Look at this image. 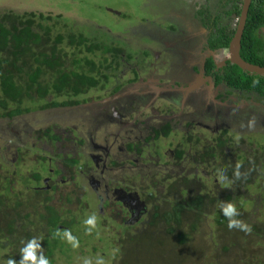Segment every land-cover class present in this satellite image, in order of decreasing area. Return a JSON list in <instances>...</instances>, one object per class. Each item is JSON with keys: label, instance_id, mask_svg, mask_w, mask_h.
<instances>
[{"label": "rangeland", "instance_id": "obj_1", "mask_svg": "<svg viewBox=\"0 0 264 264\" xmlns=\"http://www.w3.org/2000/svg\"><path fill=\"white\" fill-rule=\"evenodd\" d=\"M242 1L0 0V17L6 13L17 15L41 14L45 18L51 17L48 24L54 26L53 38L59 32L64 35L72 32L74 34L82 33L94 43L116 49L119 55H107L108 58L112 59L108 63L113 62L112 68H114L115 62L113 60L118 62L121 60L124 66L123 68L120 66L115 73L112 68H108V70L106 67L99 68L101 76L106 73L110 80L108 79L107 83L104 84L105 81L101 78L97 88L86 89V94L77 98L79 101L85 99L90 102L94 98L95 101L100 100L99 97L102 95L99 92L100 88H106L105 97L109 95L108 92L115 86L114 75L121 76L118 85L125 84L128 79L132 80L136 68L141 67L142 59H146L149 63L151 78H154L149 80L163 83L177 82L175 78L183 62L180 55L192 51L195 44H192L188 38V32L180 30L179 24L176 20H172V17L181 16L182 11H184L185 16L190 13V18L194 22V28H190L194 30L197 27V31H191L197 32L198 37L202 40L199 44L197 38L198 53H203L200 47L211 35L218 34L221 30L229 33L236 29L238 18L235 15L228 16L226 13L232 11L235 5L242 4ZM218 17H220L219 23L216 24ZM165 33L169 37L163 36ZM152 38L154 41L151 40ZM166 44H168V48L165 47ZM57 46L58 50H63L62 55L59 54L63 68L69 66L74 58L72 56L74 48L68 47L66 41L63 45ZM213 54L216 55L218 61L229 59L227 50H216ZM87 56L92 58L90 54ZM100 56V53L97 54L98 58H95L97 62L101 61ZM131 65L133 68L128 67ZM141 86H146L145 88L149 89V84H136L137 88H142ZM177 93L181 92L177 91ZM130 97L132 101L136 102V96ZM64 98V96L54 95L42 102L36 98H33L35 102H33L34 100H25L22 109L26 108L29 111L12 120L8 117L6 120L0 119V185L3 182L8 185L9 180L12 182L9 192L7 189L6 192L2 191L0 187V214L2 212L6 221L11 219L15 221L13 230L7 231L6 227V235L3 236L5 229L0 233V237L2 236L0 238V264H6L10 258L16 261L20 260L21 246L26 245L27 239L30 241L35 238L40 244V249H42V252H38V256L44 255L42 240L48 235L47 219L49 212L46 210L47 207L55 210L60 217L74 222L73 231L70 233L79 241V247L74 248L64 237L66 241L63 248L55 250L52 256L53 264H84L85 259L89 258L95 264L97 255L103 256L107 264H150L148 257L154 260L151 264H166L165 259H169V246L155 247L154 244H150L152 241L156 243L155 240L162 236L165 237L164 225L159 223L155 227H147L146 222L149 221L150 216L155 211V206H171L179 202L182 197H193L189 190L181 191L185 186H179L178 182L180 184L185 180L187 187L192 189L195 187L197 190L201 182H204L208 191L204 187L200 190V194L208 192L215 194L219 187H221L219 190L226 188L223 182L210 179L206 172L208 167L214 164L213 160L207 162V158L204 159L203 156L208 152L207 147L213 143V137L207 132H201V129L194 130L184 125L173 124L171 126L172 132L170 131V135L165 139L163 137L158 138L154 142V146L151 145L152 141L141 145V157H136L133 154L125 156L122 153L123 156L115 155L116 149H111V155L108 156L106 162L109 164L107 167L113 169L107 172L105 183L110 189L120 187L136 193L145 206H143L145 215L142 212V215L136 220L129 222L128 213L125 211L126 214L121 207L117 206L118 204L111 197L108 204L102 206V211L100 204L98 207L95 199L91 200L93 195H89L84 200L83 192L85 190L78 189L73 184L81 182L80 184L85 186L87 181L85 179L78 180V178L71 181L69 171L63 165V161L70 159H76L79 162L88 160L85 157L87 153H93L89 149L85 150L81 144V139L84 140L86 147L91 146L93 142L109 145L118 139L121 127L113 123L107 124L104 121V113L92 114L86 109L67 108L39 112L40 109H47L46 105L54 100L62 101ZM239 100V98L233 97V99L227 100V104L232 105L233 103L236 106ZM252 103L255 101L245 106L244 111L246 113L231 112L227 118H217L219 127L229 131L226 137L231 142L227 153L230 150L233 157L236 149L246 151V153L244 152L245 161L248 164L246 169H253L251 163L254 161L255 152L260 157V163L264 164V115L260 114L258 123H256L258 116L252 109L254 107V104L252 107ZM180 106L187 113H191L193 109L183 101ZM248 110L254 112H247ZM34 111L38 112L35 113ZM30 112H32L31 115L26 117V114ZM261 113L264 114V112ZM3 114H6V111L0 110V115ZM253 117L255 118V125L249 128L248 122ZM197 119L196 122L203 123L204 115ZM186 122H190V120L187 118ZM207 123L217 125V122ZM242 124L245 126L241 127ZM32 125L38 128H47L51 140L43 134L38 133L39 136H37L36 127ZM4 129H6V135L3 133ZM13 133L18 135L15 136ZM127 136L132 137V135ZM185 137L187 138L186 144L183 141ZM184 144L185 146H183ZM17 149H19L18 154L22 160L16 164L17 173H15L16 160L12 159V155ZM179 149L185 151L186 154L185 160L182 162L178 163L175 157L164 155L169 150L176 151ZM224 156L227 158L226 153ZM42 159L44 160L42 161ZM202 159L206 163H200ZM134 160H138V162ZM110 162H114L116 166L111 165ZM78 168H81V163ZM49 169H51L50 173L47 172ZM247 170L249 172V169ZM253 170L255 175L258 174V182H253L245 191H241L239 199H234L232 202L235 203L241 213L239 219L244 220L251 227L263 228L264 186H261L260 179L264 176V166ZM54 171H58L59 174L55 175ZM36 172L40 173L43 178L52 176L48 185L49 187H56V191L49 202H46L44 194L36 195L30 190L31 187L35 186L31 176ZM204 178L207 180L204 181ZM173 184L174 186L177 184L178 190L183 192V195L178 194L180 191L171 188ZM213 184L216 185L215 188ZM82 185H80L81 188ZM227 187V191H229L231 187L229 185ZM148 199L151 202H148ZM217 208L215 211L212 209L207 214L199 216L196 223V230L199 228L198 235L195 234L196 230L190 231V225L195 224L194 220L187 219V222H184V230L185 232L190 231L191 236L183 245L174 244L176 251H171L172 255L179 257L180 253L184 254L180 258L187 262H189V258H193L195 260L192 264H264V245L258 243L257 237L251 233L236 232L237 230L228 232L215 225ZM98 210L102 214L101 217ZM92 214L98 217V222L97 227L89 235L88 226L84 221ZM142 218L143 220H141ZM138 221H145L144 225L148 233L147 245L150 246L148 251L143 250L146 241L138 240L136 242L132 239L133 233L137 230L125 233V228L123 229L124 225H134ZM166 239L172 241L171 236L165 237ZM231 245H235L232 247V250L236 248L235 251L231 250ZM202 246L204 252H201ZM225 246L228 247V251L223 250ZM173 262L172 260L171 263Z\"/></svg>", "mask_w": 264, "mask_h": 264}, {"label": "trees", "instance_id": "obj_2", "mask_svg": "<svg viewBox=\"0 0 264 264\" xmlns=\"http://www.w3.org/2000/svg\"><path fill=\"white\" fill-rule=\"evenodd\" d=\"M240 10L241 4L235 5L233 10L227 12L226 15H235L238 18ZM36 19L38 20L36 21ZM219 19L220 17L216 19V24L219 23ZM50 20L51 17L45 18L41 14L36 15L34 13H28L26 15L6 13L0 17V94L2 99L0 101V110L6 111V114L0 115V117L6 116L8 118H13L29 111L26 108L22 109V104L25 100L32 101L34 100L33 98H36L39 102H42L54 95L61 97L64 96L65 98L62 101L58 99L54 100L46 105L48 108H74L86 101L85 99L83 101L77 99L78 96L81 97L86 94V89L97 88L101 78L105 81L104 84L107 83V80L109 79L108 75L104 73L101 76L99 68L106 67V70H108V68L111 69L113 62L108 63V61L112 59L108 58L107 55L113 54V56H115L119 55V52L111 46L94 43L82 33L74 34L72 32L64 35L58 31L59 33L53 38L52 33L55 29L54 26H49L48 23ZM263 24L264 0H252L241 39L240 56L245 62L261 67H264V57L261 55L263 52L261 51L260 43L254 38L253 34L255 30ZM233 33L234 30L229 33L221 30L218 34L216 33L215 35H212L208 40L210 48L214 50H226ZM65 41L68 47L74 48L72 54L74 58L69 66L63 68V63L61 62V58H59V54L62 55L63 50H58L57 45H63ZM99 53L101 55L99 57L101 58V61L97 62L95 58H98L97 54ZM89 54L92 58L87 56ZM64 56L66 57L65 54ZM113 61L115 64H118L117 60L114 59ZM209 69H211V66L208 70ZM216 82H224L227 86L237 90L253 91L260 95H264V78L250 76L242 72L236 66H228L227 71L222 77L216 76ZM119 88L120 87H117L115 91ZM33 102H35V100ZM220 135L216 147L211 148V146H208L206 149L208 151L205 154L206 156L203 155L204 159L207 158V162H210L211 160L214 161V164H211L206 172L210 179L221 181L218 173L223 170L227 175L228 180L232 181V183L223 182L226 188L224 190H219L221 187H219V189L217 188L218 191L215 194L209 192L200 194V190L204 189V187L205 190L208 191L204 182H201L198 186V190L195 187L193 189L187 187L185 180L180 184L178 182L179 186H185L181 191L184 192L189 190L190 193L192 192L193 197H182L179 202H176L171 206H155V211L150 216L149 221L146 222L147 227H155L159 223H162L164 225V236L166 238L171 236L172 241H168V239L165 240V237L161 235V238L155 240L156 243H153L154 241L150 243L151 245L154 244L155 247L161 245L169 246V259H165L167 261L166 264H192L193 260H195L193 258H189V262H187L185 259L180 258L184 254L180 253L179 257L172 255L171 251H176L174 244L183 245L187 241V238L191 236V232L196 230V223L198 222L200 215L207 214L212 209L215 211L221 201H233L234 199H239L241 191H245L253 182H258V174L256 173L257 175H255L253 169L262 167L264 164L260 163V157L257 156V152H255L256 155L254 161L251 163L253 169L247 168L249 169L248 172L246 169L248 164L245 161L246 159L244 156V152L246 153V151L236 149L232 157L230 150L227 153L231 140L226 137L224 132ZM183 152L185 151L181 150L180 153L177 154L176 158L178 160L182 158L181 156L184 154ZM225 153L227 154V158L224 156ZM230 155L231 159L229 158ZM204 159H202V162L200 163H206ZM73 163L76 162L74 161ZM237 163L242 165L240 172L243 175L239 180L235 179L233 175ZM33 177L37 182H40V175H34ZM206 180L207 179L204 178V181ZM260 180L261 186H264V176ZM213 185L215 188L216 185ZM227 185L231 187L229 191H227ZM0 187L2 191L6 192V185H0ZM171 188L180 191L178 190L179 188L177 184L176 186L173 184ZM192 190L195 191L193 192ZM181 191L178 192V194L180 193L183 195V192ZM53 192H55V188L43 193L46 196V202L51 200L50 195ZM150 197H152V195H150ZM148 202H151V200L148 199ZM46 210L49 212V218L47 219L48 235L42 240L44 246L43 256L49 260L50 264H53L52 256L54 255L55 250L63 248L66 241L64 240V231H73L74 222L72 220L68 223L64 220L61 222V218L55 210L50 207H47ZM187 219L195 221V224L190 225L191 232H185L184 230L183 224L184 222H187ZM14 222L13 219L6 221V217H4L1 212L0 233L5 229V234L3 232V236L6 235V227L7 231L13 230L15 228ZM144 222L140 221L133 226H123V229L125 228V233L137 230V232L133 233L132 239L136 242L138 240L143 242L146 241L143 250L145 251L146 249V251H148L150 246L149 244L147 245L148 233L146 232ZM214 222L217 227L225 229L228 232L231 231L227 226L228 220L225 218L219 207L217 208ZM232 230L243 232L238 229ZM198 233L199 228L196 230L195 234L198 235ZM251 235L257 237L260 245H264V225L263 228L252 226ZM0 238H2V236ZM28 241L29 240L27 239L25 243L27 244ZM234 246L235 245L230 246L231 250ZM235 249L233 250L235 251ZM203 250L204 248L202 246L201 252L205 251ZM223 250L228 251V247H223ZM238 252L241 253V251ZM147 259L150 264L151 262H154L150 257ZM172 260L174 261L173 263H171ZM18 261L19 260H17V262Z\"/></svg>", "mask_w": 264, "mask_h": 264}, {"label": "flooded vegetation", "instance_id": "obj_3", "mask_svg": "<svg viewBox=\"0 0 264 264\" xmlns=\"http://www.w3.org/2000/svg\"><path fill=\"white\" fill-rule=\"evenodd\" d=\"M172 20H176L181 28L180 30H186L188 32V38L192 41V44H195V48L192 51L181 53L180 55V58L183 60V62L182 67L179 68V71L175 78V81L177 82L171 81L163 83L149 80L151 78V69L147 60L142 59L141 67L136 68V77L132 74L134 76L132 80L128 79V82L126 81L125 84L118 85L120 84L121 76H117L112 73L114 75V78L116 79L115 83L113 82L115 86H113L112 90L108 92L109 95L107 97L104 96L107 92L105 90L106 88H100L99 92L102 94L99 97L100 100L95 101V98L91 97L94 99H91L90 102L86 101L83 104L74 107L81 110L86 109L92 114L104 113V121L107 124L113 123L119 125L121 127V133L118 134V139L115 142L110 143L109 145H101L93 142L91 146L86 147V144H84V140L81 139V144L84 146L85 150L87 151L89 149V151L93 153L88 152L87 156L84 155L88 160H83L82 162H79L76 159L63 161L64 168L69 171L71 181H75L77 178L78 180L85 179L87 181L85 186L80 184L81 182H75L73 184L74 187L85 190V192H83L84 200H86L89 195H93V197H91V200L93 201L95 199L98 207L100 204L102 211V206L108 204L111 197V199H113L115 203L118 204L117 206L121 207L124 212L126 211L128 213L129 222H131L132 220H136L142 214L145 215L144 213L146 212H143L145 210V206L143 201L141 202L139 200V197L136 195V193L131 192L129 189L125 190L120 187L110 189L109 186L105 183V176L107 172L113 169L107 167L109 164L106 162L108 156L111 155V149H116L115 155L118 154L120 156H129L130 154H133L136 157H141V145L143 143L148 144L150 141H152L151 145L154 146V142H156L158 138L160 139V137H163V139H165L172 132L171 126L173 124L184 125L194 130L201 129V132H207L208 135L213 137L211 148H215L218 143V138L221 136L220 134L223 132L225 134H229V131L226 128L219 127L217 119L218 117L227 118L231 112L246 113L244 111V109H246L245 106L252 101H255V103H252V107L254 104V107L252 109H254L258 116L256 123H258L259 115H264L263 113H261L264 112V105H262L264 104V95H260L253 91L237 90L235 88L227 86L224 82H216V76L222 77L223 74L227 71L228 66H234L228 60L218 61L216 55L213 54L216 50L224 49H211L208 44V39L207 41H204L203 45L200 47L203 50V53H198L199 48L197 49L196 45L197 38L199 39V44H201L202 40L200 39V37H198L197 32H193L197 31V27L194 30L190 28H194L193 20L190 17L185 16L184 11H182L181 16L175 15L174 17H172ZM163 36L169 37L167 33H165ZM253 36L260 43L261 51L263 52L261 55L264 57V24L255 30ZM151 40L154 41V38H152ZM165 47L168 48V44H166ZM122 62L123 61L120 60V62H118L119 64H114V68H112V70L114 69V73L120 66L121 68H123L124 64ZM210 66L211 69L208 70ZM128 67L133 68L132 65ZM120 72L122 73V70ZM136 84H149V89L145 88L146 86L137 88ZM117 87L120 88L115 91ZM177 91L181 93H177ZM130 96H136V102L132 101ZM233 97L240 99L236 106L233 105V103L232 105L227 104V100L233 99ZM182 101L189 104L193 108L191 110V113L185 112L184 108L182 109V107L180 106ZM57 109L62 108L40 109L41 111L39 112H47ZM110 111L111 113L109 114ZM254 111L248 110L247 112L253 113ZM32 112L26 114V117L28 115H31ZM34 112L37 113L38 111ZM203 115V123L196 122L198 121L197 118H200ZM19 116H16V118ZM187 118L190 120V122H186ZM0 119L6 120V116L0 117ZM10 119H15V117ZM207 122H217V125L208 124ZM32 126L36 127L35 130L37 131V136H39V134H43L44 136L49 138V140H51V137H49V131L46 130L47 128L43 129L38 128L35 125ZM67 130L70 131L69 129ZM5 131L6 129H4L3 133L6 135ZM13 134L15 136L18 135L16 133ZM127 135H132V137ZM54 138L56 139V137ZM183 141L186 144L187 138L185 137ZM185 144L183 146H185ZM18 150L19 149H17L12 155V159L16 160L14 169L15 173H17L16 164H18L22 160V157L18 154ZM180 151L181 149L176 151L169 150L167 151V153H164V155L168 157H175V159L179 163L185 160L184 157L186 155L185 152H183L184 154L181 156L182 158L178 160L176 157L177 154L180 153ZM43 160L44 159H42V161ZM74 161L76 163H73ZM134 161L138 162V160ZM80 163L81 168H78ZM110 164L116 166L114 162H110ZM73 171L75 172L73 173ZM47 172L50 173L51 169L47 170ZM54 174L57 175L59 173L58 171H54ZM34 175H40V182H37L35 180V178L33 177ZM50 177L52 176L49 175V178H43L40 173H33L31 176V180L35 182V186L31 187V192L36 195H41L46 191H50L52 188L54 189V187H49L48 185V182L51 179ZM62 182H64V180H62ZM1 185L6 184H4L3 182ZM80 185H82V188L80 187ZM11 186L12 182L11 180H9L8 185H6V189L8 190V192ZM53 194L54 192L50 195V197ZM67 201L69 202V200ZM86 206L88 205L86 204ZM98 214L101 217L102 214L100 210H98ZM60 218L61 222L62 220L66 221L67 223L71 221L67 218ZM141 220H143V218ZM124 226L128 225L126 224Z\"/></svg>", "mask_w": 264, "mask_h": 264}, {"label": "clouds", "instance_id": "obj_4", "mask_svg": "<svg viewBox=\"0 0 264 264\" xmlns=\"http://www.w3.org/2000/svg\"><path fill=\"white\" fill-rule=\"evenodd\" d=\"M255 125V118L253 117L248 122V127L252 128ZM245 125H241L244 127ZM239 139V136H237ZM241 164L237 163L235 167V171L233 173L235 179L239 180L242 178V173L240 172ZM219 179L221 182L232 183V181L228 180L227 175L221 170L218 173ZM218 207L221 209L223 215L228 220V228L229 230L238 229L240 231L245 232L246 234H250L252 231L251 225H249L244 220L239 219L238 217L241 215L236 205L232 201H221L218 204ZM98 217L95 214L88 216V218L84 221V223L88 226V234L91 235L92 230L97 227ZM64 236L67 238L68 242L72 244L74 248L79 247V241L73 237L69 230L64 231ZM38 252H42L40 249V244L37 242L35 238L28 241L26 245L21 248V259L17 262L15 259H8L6 264H50L49 260L46 259L43 255L38 256ZM84 264H93L92 259H85ZM95 264H107L105 258L103 256L97 255Z\"/></svg>", "mask_w": 264, "mask_h": 264}, {"label": "water", "instance_id": "obj_5", "mask_svg": "<svg viewBox=\"0 0 264 264\" xmlns=\"http://www.w3.org/2000/svg\"><path fill=\"white\" fill-rule=\"evenodd\" d=\"M252 0H243L241 5V11L238 19L237 27L234 31L233 37L229 42V46L226 49L229 54L228 61L239 68L242 72L250 75L264 78V67L252 65L245 62L240 56L241 39L245 29V24L248 16Z\"/></svg>", "mask_w": 264, "mask_h": 264}, {"label": "crops", "instance_id": "obj_6", "mask_svg": "<svg viewBox=\"0 0 264 264\" xmlns=\"http://www.w3.org/2000/svg\"><path fill=\"white\" fill-rule=\"evenodd\" d=\"M188 17H190V13H188Z\"/></svg>", "mask_w": 264, "mask_h": 264}]
</instances>
